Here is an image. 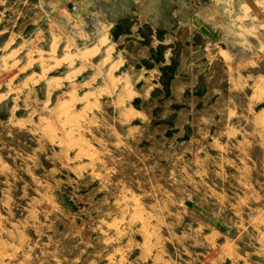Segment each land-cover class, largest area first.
Segmentation results:
<instances>
[{
  "label": "rangeland",
  "instance_id": "obj_1",
  "mask_svg": "<svg viewBox=\"0 0 264 264\" xmlns=\"http://www.w3.org/2000/svg\"><path fill=\"white\" fill-rule=\"evenodd\" d=\"M111 1L0 0V264H264V47L163 103L106 50L136 23ZM199 1L250 25V0Z\"/></svg>",
  "mask_w": 264,
  "mask_h": 264
},
{
  "label": "crops",
  "instance_id": "obj_2",
  "mask_svg": "<svg viewBox=\"0 0 264 264\" xmlns=\"http://www.w3.org/2000/svg\"><path fill=\"white\" fill-rule=\"evenodd\" d=\"M126 1L133 7L127 15L136 23L130 24L127 32L116 35L113 30H116L119 25V17H110L106 24L108 33L106 38L107 41L109 39L111 41L106 50L112 51L113 63L117 69L126 70L127 80L133 84L153 83L157 86L156 84L166 82L167 77H162L161 73L170 71L169 66L174 64V68L170 71L171 77L168 79V97L163 98L161 95L160 101L163 103L168 99H178L185 94L187 100L192 104L195 103L193 105L200 103L203 106L210 87L207 86L208 91L202 97L197 96V91L194 95V92L198 90L197 84L203 82L206 85L213 79L215 66L221 67L225 77L228 76V83L231 76L233 83L240 84L243 71L256 70L262 61L259 59V51L264 47V0H250L249 4H240V8L245 6L248 12H246V18L241 15L239 19L240 21L249 20L248 26H245L243 22L242 24L233 23L232 19L228 22L225 14H222L220 22L214 20L219 12L213 7L210 11L202 7L199 0ZM114 2L115 0L111 1L112 7H115ZM182 7L186 8L185 12ZM226 11L231 13L224 10ZM122 15L124 16L121 13ZM237 18L238 16L235 20ZM143 28L146 29V35L142 32ZM231 28L238 30L234 31ZM203 39L218 42L220 48L213 55L204 53L201 46ZM160 46L164 47L162 60L154 63L150 59L149 52H154ZM231 49H238L244 56L237 57ZM148 58L153 63L150 68L142 64V60ZM161 67L164 68L161 69ZM125 76L126 74L123 75ZM254 78H257V73L253 75ZM127 80L121 78L122 82ZM161 93L162 90L156 89L147 101L153 102ZM136 96L145 95L137 93Z\"/></svg>",
  "mask_w": 264,
  "mask_h": 264
},
{
  "label": "built area",
  "instance_id": "obj_3",
  "mask_svg": "<svg viewBox=\"0 0 264 264\" xmlns=\"http://www.w3.org/2000/svg\"><path fill=\"white\" fill-rule=\"evenodd\" d=\"M207 45H208L209 47H211V48H215V49H217V48L219 47L218 44L211 43V42H209Z\"/></svg>",
  "mask_w": 264,
  "mask_h": 264
},
{
  "label": "trees",
  "instance_id": "obj_4",
  "mask_svg": "<svg viewBox=\"0 0 264 264\" xmlns=\"http://www.w3.org/2000/svg\"><path fill=\"white\" fill-rule=\"evenodd\" d=\"M163 87H164V89H166V93H167V90H168V80L165 82V81H163Z\"/></svg>",
  "mask_w": 264,
  "mask_h": 264
},
{
  "label": "bare ground",
  "instance_id": "obj_5",
  "mask_svg": "<svg viewBox=\"0 0 264 264\" xmlns=\"http://www.w3.org/2000/svg\"><path fill=\"white\" fill-rule=\"evenodd\" d=\"M105 39V38H104ZM100 45V44H99Z\"/></svg>",
  "mask_w": 264,
  "mask_h": 264
}]
</instances>
